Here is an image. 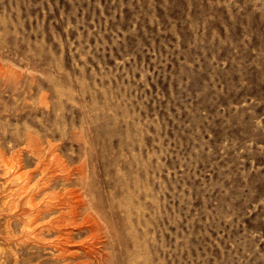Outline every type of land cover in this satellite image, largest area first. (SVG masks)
<instances>
[{
  "label": "rangeland",
  "instance_id": "374dc122",
  "mask_svg": "<svg viewBox=\"0 0 264 264\" xmlns=\"http://www.w3.org/2000/svg\"><path fill=\"white\" fill-rule=\"evenodd\" d=\"M101 262L264 264V0H0V264Z\"/></svg>",
  "mask_w": 264,
  "mask_h": 264
},
{
  "label": "bare ground",
  "instance_id": "6f19581e",
  "mask_svg": "<svg viewBox=\"0 0 264 264\" xmlns=\"http://www.w3.org/2000/svg\"><path fill=\"white\" fill-rule=\"evenodd\" d=\"M20 157V156H19ZM19 157H17V158H19ZM18 162L19 163H21L20 161H19V159H18ZM17 164V163H16ZM13 165V164H12ZM21 166V165H20ZM16 167H18V166H15V168ZM19 168V167H18ZM20 168H22V167H20ZM44 168V167H43ZM45 169V168H44ZM10 170V169H9ZM19 170V169H18ZM20 172V171H19ZM22 172V171H21ZM28 172H30V171H28ZM28 172H26V173H28ZM41 172V171H40ZM52 172V171H51ZM13 173V172H12ZM16 173V172H15ZM26 173L24 172V174L26 175ZM41 173H43V172H41ZM41 173H39V174H41ZM46 173V172H45ZM17 175H19V174H21V173H16ZM23 174V173H22ZM30 174V173H29ZM16 175V176H17ZM32 175H34V172H33V174ZM37 175V174H36ZM47 175V174H46ZM61 175V174H60ZM65 175H66V173H65ZM68 175V174H67ZM85 175V174H84ZM13 176V175H12ZM16 176H14V179H15V177ZM52 176H54V175H52ZM19 177H20V175H19ZM28 177V176H27ZM36 177V176H35ZM63 177V176H62ZM65 177V176H64ZM71 177V176H70ZM12 178V177H11ZM22 178H23V176H22ZM26 178V177H25ZM37 178V177H36ZM43 178V177H42ZM52 178V177H51ZM10 179V178H9ZM14 179H12L13 181H14ZM18 179V178H17ZM30 179V178H29ZM52 179H54V178H52ZM58 179V178H57ZM56 179V180H57ZM60 179V178H59ZM19 180V179H18ZM17 180V181H18ZM21 180V179H20ZM24 180V179H23ZM22 180V181H23ZM27 179H25V181H26ZM41 180V179H40ZM43 180V179H42ZM63 180V179H62ZM65 180V179H64ZM8 181V180H7ZM16 181V180H15ZM24 181V182H25ZM32 181V180H31ZM45 181H47V180H45ZM67 181V180H66ZM87 181V180H86ZM33 182V181H32ZM35 182H38V180L37 181H35ZM48 182V184H49V180L47 181ZM51 182H52V180H51ZM53 182H54V180H53ZM16 183H19V182H16ZM16 183H15V185H16ZM23 183V182H22ZM27 183V182H26ZM39 183V182H38ZM44 183V182H43ZM9 184H10V182H9ZM20 184V183H19ZM29 184V183H28ZM27 184V185H28ZM33 184H35V183H33ZM42 184V183H41ZM41 184H40V186H41ZM45 184V183H44ZM54 184V183H53ZM13 185V184H12ZM18 185V184H17ZM27 185L25 186V187H27ZM29 185H31V184H29ZM28 185V187H32V186H34V185H32V186H29ZM37 185V184H36ZM52 185V184H51ZM39 186V187H40ZM42 186H43V184H42ZM55 186V185H54ZM18 187H21V186H18ZM24 187V189H26ZM35 187V186H34ZM47 187V184H45V186H43V187H41V188H35L36 190H34L33 192H31V193H29L25 198H23L24 196H22V198L23 199H20L19 200V202L17 203V204H15V207L16 208H18V210L20 211V213L19 214H21V215H23V217H24V215H25V224H27L28 226H34L32 229L34 230V232H35V238L38 236V234L39 233H43V227H45L46 228V230L48 231V233L51 231V230H55L56 232H59V235H60V233H63L62 234V236L66 239V240H72V238H74V233H75V228L73 227V225H72V227L74 228H70V222H69V220H71V222H73V220H75L79 215H80V213H81V211L84 209V205H85V203H84V200H79V202H77V203H74L73 202V200L71 201H63V202H61L60 203V205H65V208H66V211H62L61 212V214L60 215H58V216H55V217H52L48 222H45V224H40L41 223V221H39L40 219H43L44 217H46V216H48L49 217V215H52V214H54L56 211L58 212L59 210H61L62 209V207L63 206H61V209H59L60 207H59V204L57 203H55L56 202V200H55V202L52 200V197L49 195V193L48 194H46V196L43 198V199H41L40 201H37V199H38V196H40V194H41V192L45 189ZM53 187V186H52ZM12 188V187H11ZM16 188V187H15ZM22 188V187H21ZM47 188H49V187H47ZM17 189V188H16ZM23 189V188H22ZM82 189V188H81ZM21 189H19V191H20ZM86 190V189H85ZM26 191V190H25ZM46 191V190H45ZM45 191H43L44 192V194H45ZM48 191V190H47ZM83 191V190H82ZM14 192V191H13ZM12 192V193H13ZM50 192V191H49ZM10 193V192H9ZM21 193V192H20ZM23 193V192H22ZM27 193V192H26ZM78 194V193H77ZM84 194V193H83ZM10 195V194H9ZM14 195V194H13ZM53 195V194H52ZM65 195V194H64ZM12 196V195H11ZM68 196V195H67ZM85 196V195H84ZM41 197V196H40ZM39 197V198H40ZM58 197V196H57ZM83 197V196H82ZM59 198H61V196L59 197ZM62 198H64V197H62ZM67 198V197H66ZM72 198V197H71ZM79 198V197H78ZM87 198V197H86ZM85 198V199H86ZM11 199V198H10ZM9 199V200H10ZM73 199H74V197H73ZM60 200V199H59ZM11 201H13V199L11 200ZM62 201V200H61ZM87 201H88V199H87ZM89 202H90V199H89ZM103 203V202H102ZM129 203V202H128ZM128 203H127V205L125 206L126 208H127V206H128ZM87 204V203H86ZM91 204H92V201H91ZM114 204H116V203H113V205ZM126 203H122V205H125ZM89 205V204H88ZM97 204L95 203L93 206H96ZM102 205V204H101ZM131 205V204H130ZM98 206V205H97ZM13 207V206H12ZM87 207V206H86ZM90 208H91V206H89ZM101 207V206H100ZM114 208L116 207L115 205L113 206ZM119 207H122L121 206V203H120V206H117V208L119 209ZM130 207V206H129ZM64 208V207H63ZM64 208V209H65ZM99 208V207H98ZM122 208H124V207H122ZM132 208V207H131ZM92 209V208H91ZM93 209H95L96 210V207H94ZM93 209H92V212H93ZM103 209V208H102ZM130 209V208H129ZM99 210H101L100 208H99ZM126 210H128V208L126 209ZM129 211V210H128ZM127 211V212H128ZM56 212V213H57ZM85 212V211H84ZM88 212V211H87ZM55 213V214H56ZM60 213V212H59ZM89 213V212H88ZM102 213V212H101ZM131 213V212H130ZM87 214V213H86ZM104 214H105V212H104ZM128 214V213H127ZM99 215V214H98ZM101 215V214H100ZM103 215V214H102ZM129 215V214H128ZM127 215V216H128ZM81 216V215H80ZM85 215H83V219H85V221H86V223H87V225H85V226H82L81 227V225H79V222H77L78 223V225L81 227V228H79V230H78V232L80 233V232H82V230H84L83 228H85V229H89L93 234H95L96 236V242L95 243H98V244H89V245H87V247L85 248V246H84V251H85V253L90 257V258H92V257H104V253H107V252H103L104 251V249H103V247H101L100 245H99V243L100 244H105L106 243V239H104V235H103V229H105V228H103L102 227V225L99 223L100 221H102V220H100L99 222H98V220H99V218H98V220L96 219V218H88L87 216H85ZM22 217V218H23ZM92 217V216H91ZM95 217H97V216H95ZM100 217V216H99ZM102 217V216H101ZM101 217H100V219H101ZM23 218V219H24ZM105 218H106V216H105ZM40 223H39V222ZM43 222V221H42ZM76 223V224H77ZM83 222H80V224H82ZM75 224V223H74ZM25 226V227H28V226ZM76 226V225H75ZM103 226H104V224H103ZM24 227V228H25ZM115 227V226H114ZM29 228V227H28ZM110 228H108V230H109ZM113 229V228H112ZM119 229V228H118ZM26 230H28V229H26ZM25 230V231H26ZM29 230H31L30 228H29ZM116 230V229H115ZM114 230V231H115ZM106 231V230H105ZM33 232V231H32ZM33 232V233H34ZM78 232H76V233H78ZM109 232V231H108ZM111 233V232H110ZM115 233H117V232H115ZM45 234V233H44ZM28 235V234H27ZM77 235V234H76ZM108 235V234H107ZM119 235V234H118ZM41 237H42V235H41ZM62 237V238H63ZM75 237H77V236H75ZM107 237H109V235L107 236ZM30 238V237H29ZM37 238H39V237H37ZM31 239H33V238H31ZM28 240H30V239H28ZM74 240V239H73ZM109 240V239H108ZM34 241V240H33ZM63 241H65L64 239H63ZM110 241V240H109ZM36 242V241H35ZM66 242V241H65ZM74 242H71V244H73ZM82 243V242H81ZM85 243H89V242H85ZM36 244V243H35ZM64 244H67V243H64ZM70 244V243H69ZM83 244V243H82ZM75 245H76V243H75ZM84 245H86V244H84ZM71 246V245H70ZM73 246V245H72ZM81 246H83V245H81ZM66 247H67V245H66ZM74 249V248H73ZM79 249V248H78ZM60 250V249H59ZM64 250H67V248L65 249V248H63L62 247V252L60 251V253L61 254H65V253H63V252H65ZM76 250V249H75ZM80 250V249H79ZM81 250H82V248H81ZM68 251H70V250H68ZM73 251V250H72ZM72 251H70V252H72ZM77 252V251H76ZM59 253V252H58ZM57 253V254H58ZM68 253V252H67ZM75 253V252H74ZM78 253H79V251H78ZM60 254V255H61ZM65 255H67V254H65ZM70 255V254H69ZM76 255H78L79 256V254H76ZM75 255V256H76ZM82 255V254H81ZM87 256V257H88ZM63 257V259L62 260H66V259H68L69 257H67L66 259H64V256H62ZM86 257V258H87ZM136 257V256H135ZM78 258V257H77ZM76 258V259H77ZM59 259H60V257H59ZM75 259V258H74ZM74 259H72V261L74 260ZM106 259V258H105ZM108 259V258H107ZM106 259V260H107ZM62 260H60V262H62ZM106 260H104V261H106ZM110 260V259H109ZM113 260V259H112ZM84 261H85V259H84ZM88 261V260H87ZM95 261V260H94ZM99 261V260H98ZM70 262V261H69ZM110 262V261H109ZM88 263V262H87ZM106 263V262H105ZM63 264V263H62ZM100 264V263H99ZM101 264H103L102 262H101Z\"/></svg>",
  "mask_w": 264,
  "mask_h": 264
}]
</instances>
